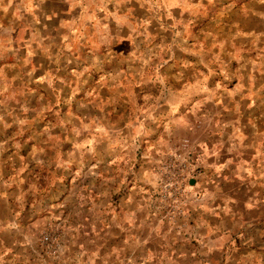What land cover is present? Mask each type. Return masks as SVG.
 Segmentation results:
<instances>
[{
  "label": "rangeland",
  "instance_id": "374dc122",
  "mask_svg": "<svg viewBox=\"0 0 264 264\" xmlns=\"http://www.w3.org/2000/svg\"><path fill=\"white\" fill-rule=\"evenodd\" d=\"M133 209L166 238L137 262ZM71 260L264 264V0H0V264Z\"/></svg>",
  "mask_w": 264,
  "mask_h": 264
},
{
  "label": "crops",
  "instance_id": "0c3cea01",
  "mask_svg": "<svg viewBox=\"0 0 264 264\" xmlns=\"http://www.w3.org/2000/svg\"><path fill=\"white\" fill-rule=\"evenodd\" d=\"M186 127L187 126H184L183 129H186ZM207 129L208 128L203 129L204 131H202V134H205L204 132ZM197 140L199 141V137L197 138ZM197 140L193 139L194 143L198 142ZM195 166L199 169V173L194 178V180L192 181L191 187H193V190L195 189V193H196V188L199 191L200 185L203 186L202 183L198 184V180L202 179L204 170H202L203 166H202L201 163H198V164L196 163ZM196 205H199V206L197 208L194 207L193 210H192V206L189 205V206H191L190 207V211H217L218 210V207H216L215 204H214V200L211 199L208 196V194H202L201 196L199 195ZM135 209L137 211H140L141 205L137 203L135 205ZM149 212L150 213L153 212L154 217H156L155 211H149ZM131 214H132L131 215V217H132L131 219H130V217L128 215L121 216V218L119 219V223L117 222L118 229H116L115 231L116 232H118V231L120 232V234L117 237V239H119V241H121V240L122 241L123 240H129V241H125V243L128 242L129 244L132 242L131 248L133 250L131 252V256L133 258H135L134 261L137 262L138 259H140L139 256H140L141 251L143 249L146 250L147 248H149V246H152L153 243H158L160 245V244H163L166 241V238H165V235H164L165 228L162 227L161 229H157L155 226L153 227L152 224H148L147 222L144 221V219H142L141 216H138L137 212L134 209L131 212ZM148 217L149 216H147L146 218H148ZM123 221H125V223ZM127 223L129 225H127L125 227V229H127V228L128 229L124 230L123 226L125 224H127ZM199 226H200L199 229L202 230L199 234L191 235V232H188L186 234V236L184 237V239L189 240V243H191V242H199V240L197 238H199L200 235L204 234L203 225L201 224ZM125 233H129L130 236H132V237L124 235ZM202 242H203V238H200V243H198V244L201 245ZM196 245H197V243H196ZM138 250H139V252H138ZM137 253H138V256H137ZM174 255H176V257H177L178 253H174L171 256H174ZM67 260H70V257H67ZM176 260L177 259L175 258V261ZM72 261L73 260L68 262V264H70Z\"/></svg>",
  "mask_w": 264,
  "mask_h": 264
},
{
  "label": "built area",
  "instance_id": "2783aa9c",
  "mask_svg": "<svg viewBox=\"0 0 264 264\" xmlns=\"http://www.w3.org/2000/svg\"><path fill=\"white\" fill-rule=\"evenodd\" d=\"M197 173V167L190 164L181 153L169 155L161 165L158 178L160 199L171 205V208H176L183 199L185 187ZM54 251L55 248L52 247V252Z\"/></svg>",
  "mask_w": 264,
  "mask_h": 264
},
{
  "label": "water",
  "instance_id": "95a60500",
  "mask_svg": "<svg viewBox=\"0 0 264 264\" xmlns=\"http://www.w3.org/2000/svg\"><path fill=\"white\" fill-rule=\"evenodd\" d=\"M192 181H190V183H191Z\"/></svg>",
  "mask_w": 264,
  "mask_h": 264
}]
</instances>
